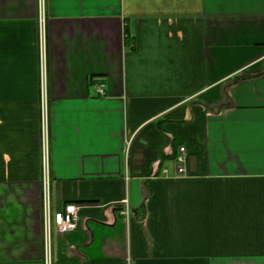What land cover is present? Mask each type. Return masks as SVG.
Returning <instances> with one entry per match:
<instances>
[{
  "label": "crops",
  "instance_id": "crops-1",
  "mask_svg": "<svg viewBox=\"0 0 264 264\" xmlns=\"http://www.w3.org/2000/svg\"><path fill=\"white\" fill-rule=\"evenodd\" d=\"M0 264H264V0H0Z\"/></svg>",
  "mask_w": 264,
  "mask_h": 264
},
{
  "label": "built area",
  "instance_id": "built-area-1",
  "mask_svg": "<svg viewBox=\"0 0 264 264\" xmlns=\"http://www.w3.org/2000/svg\"><path fill=\"white\" fill-rule=\"evenodd\" d=\"M44 36H45V28L44 23L42 22L41 25V48H43L44 44ZM96 91L99 95H104L103 84L98 83L96 85ZM47 124V123H46ZM45 124V125H46ZM47 131V128H46ZM183 161L184 157L180 156L179 158V166L178 171H183ZM49 158L48 154L44 160V175H43V190H44V197L46 202V209H47V217H46V225L47 230L50 229L51 223L53 222L57 230L60 233H65L74 230L77 227V213H78V206L75 204H68L63 209H60L54 212L52 215L50 213L48 202H49V195H50V175H49ZM122 214L128 215L129 213V202L127 199L123 200L122 202Z\"/></svg>",
  "mask_w": 264,
  "mask_h": 264
}]
</instances>
